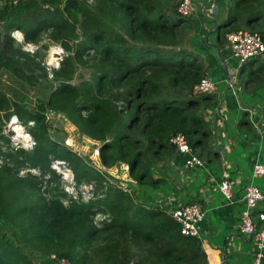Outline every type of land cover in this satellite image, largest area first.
I'll return each instance as SVG.
<instances>
[{
    "label": "trees",
    "instance_id": "16d2710c",
    "mask_svg": "<svg viewBox=\"0 0 264 264\" xmlns=\"http://www.w3.org/2000/svg\"><path fill=\"white\" fill-rule=\"evenodd\" d=\"M2 1L0 120L14 114L25 125L31 121L34 144L31 150L0 148V264H40L24 248L55 253L71 264L205 263L200 239L182 235L168 208L143 193L165 182L154 173L176 150L172 136L181 133L194 151L203 147L206 157L216 156L214 148L205 146L210 129L202 113L213 96L193 92L205 68L186 44L194 30L189 16L169 5L175 0ZM226 8L215 26L225 58L230 53L227 32L244 26L258 30L264 41V0H236ZM13 30L22 33L24 42L38 43L45 36L65 51L59 67L51 69L52 78L43 72L37 80L35 104L25 100V69L43 70L44 65L38 51L31 55L13 44ZM234 62L243 88L264 87V58ZM80 67L90 75L73 84ZM48 109L62 114L78 134L100 143L104 168L125 163L137 182L136 192L112 185L111 176L105 178L101 168L50 134ZM249 124L248 113L242 112L237 126ZM52 159L66 161L76 182L98 183L101 196L85 203L69 197L65 204V192L53 188L46 199L39 193L37 175H18L22 168H39L54 176ZM97 212L108 214L100 226L93 223ZM7 226L15 228L14 242L1 232Z\"/></svg>",
    "mask_w": 264,
    "mask_h": 264
},
{
    "label": "crops",
    "instance_id": "0c3cea01",
    "mask_svg": "<svg viewBox=\"0 0 264 264\" xmlns=\"http://www.w3.org/2000/svg\"><path fill=\"white\" fill-rule=\"evenodd\" d=\"M235 1L193 0L194 10L189 18L195 20L194 30L186 44L203 62L204 77L210 78L212 71L218 74L219 81L226 78L216 49L218 33L213 20H220L222 17L218 13L224 14L226 7L234 5ZM213 5H217V14L212 12ZM225 59L231 76L228 81L230 89L227 87L218 92L216 82L211 79L215 85L210 92L213 97L211 104L202 111L210 129L205 146L218 147L213 150L215 158L206 157L203 147L197 148L199 153L197 149L195 153L203 160V165L188 168L184 165L183 155L178 153L172 157L173 153L167 162L162 160L159 163V171L154 173V177L164 176L165 182L155 188L149 186L143 193H148L149 201L165 205L169 213L179 204L189 201L202 206L205 215L200 222L198 238L207 263L253 264L254 240L240 235L238 223L239 213L244 207L241 195L244 187L251 183L253 163L260 161L264 164V87L256 91L243 88L235 59L230 53ZM242 112H247L250 120L246 129L245 126H237ZM225 176L235 180L230 201L219 190Z\"/></svg>",
    "mask_w": 264,
    "mask_h": 264
},
{
    "label": "rangeland",
    "instance_id": "374dc122",
    "mask_svg": "<svg viewBox=\"0 0 264 264\" xmlns=\"http://www.w3.org/2000/svg\"><path fill=\"white\" fill-rule=\"evenodd\" d=\"M88 3H92L93 0H84ZM199 1V0H198ZM3 1H0V6H2ZM179 0L171 1L169 2V5L174 6L175 8L178 6ZM221 19V18H219ZM190 22L193 23L192 17H190ZM206 21H209L208 18H206ZM3 24L2 21H0V32L3 33L4 30L2 28ZM239 29H247L251 31H256V29H251L248 27H240ZM19 30H13L11 32V36L14 39V45L21 47L22 50L29 52V54H33V52L38 51L39 57L38 59H41L42 64L44 65L43 70L40 69H25L26 71V85L29 88L28 93L25 96V100L31 98L32 102L35 104L39 95L37 90V84H39V81H41L44 76L43 72L47 73V78H52L51 75V69L59 67V63L61 59L65 56V51H63L62 47L59 43H55L52 41H48V39L43 36L41 40L38 43L34 42H24L23 36L21 32H18ZM44 44L47 45V47H43ZM233 66L232 64L230 65ZM212 72V71H211ZM210 72V79L216 82V86L218 88V92L223 90L224 88L230 89L228 80L222 79L219 81L218 74L211 73ZM90 75V70L86 68L80 67L76 73L73 76L72 83L78 84L82 79L88 78ZM231 77V76H230ZM39 80V81H37ZM43 83V81H42ZM8 84V83H7ZM8 91V90H6ZM46 121L49 125V133L55 136L61 137V142L63 145L68 146L71 150L78 153L80 156H82L90 165H93L95 168H101L103 172H105L106 177L111 176L110 178H107L109 182L114 185L115 187H123L124 189H128L132 193H134L135 188H137V182L136 180L129 174L128 166L125 163H119L115 166L104 168L102 163L99 160V156L95 155V151L98 150L100 143L97 141H94L86 136H82L78 134L75 127L60 113L53 112L51 110H47L46 112ZM32 122L27 121L26 125L24 123H21L16 115H12L10 120L6 121L4 118H1L0 120V148L1 151H7V150H15L19 147H22L27 150H31L34 144V140L30 133L28 132V126H31ZM18 126V127H17ZM197 153H199V150H196ZM99 153V150H98ZM53 160V159H52ZM51 160V161H52ZM4 162L3 155H0V165H2ZM211 166H214L213 162H209ZM12 166V164H10ZM30 168H22L18 171V175L21 177H28L30 174L37 175L39 177V180H41L42 185L39 188V193L44 198H50L53 188H58L60 191H63L66 193V196L64 197V203H69V197L71 192L73 190V187L69 184H67L64 180H62L60 174H58L55 171L56 175H51L50 172H45L42 174L41 170L39 168H36V172L33 173L29 171ZM196 169V168H195ZM49 180V181H48ZM252 184L258 185L260 188L264 190V178L262 177H253L251 173V181ZM92 184L93 188L90 190L92 193L93 198H97V196H101V191L99 188V184L95 181H83V182H76L74 178V186L76 188H80L83 184ZM68 190V191H66ZM136 192V190H135ZM72 198V197H71ZM78 202H86V200L83 197V194L79 193V197L75 199ZM108 217L107 213L104 212H97L93 217V223L96 226H100L101 222ZM5 235L6 238L13 241V233L15 232V228L12 226L3 227V230L1 231ZM21 245V243H19ZM24 252H26L29 257L32 259L34 263H40V264H51L49 260L47 259L46 255L43 254H36L35 252L30 251L27 248H24Z\"/></svg>",
    "mask_w": 264,
    "mask_h": 264
},
{
    "label": "built area",
    "instance_id": "2783aa9c",
    "mask_svg": "<svg viewBox=\"0 0 264 264\" xmlns=\"http://www.w3.org/2000/svg\"><path fill=\"white\" fill-rule=\"evenodd\" d=\"M194 10L193 0H180L177 11L183 16H190ZM227 46L231 56L238 65L252 58H264V41L256 31L238 29L225 34ZM215 89L214 82L207 77H202L194 86L193 92L197 95L210 93ZM170 143L183 155L184 165L188 168L200 167L203 160L191 148L187 138L178 133L170 138ZM95 155L99 156L98 150ZM50 167L60 174L62 180L73 187L69 192L74 199L83 194L86 201L93 198V185L83 184L80 188L74 186V174L66 161L53 159ZM29 171L35 173L36 168ZM252 176L264 178V164L255 161L252 166ZM235 180L225 176L220 184L219 190L223 196L230 201L232 197V186ZM241 200L244 207L239 213L238 231L240 235L252 238L255 243V254L253 264H264V190L252 183L244 187ZM262 205V206H260ZM171 217L179 224L180 233L185 236L199 237L200 222L204 219L205 211L197 202L182 203L170 211ZM51 264H71L66 257H59L55 253L47 256ZM203 264H209L207 262Z\"/></svg>",
    "mask_w": 264,
    "mask_h": 264
},
{
    "label": "water",
    "instance_id": "95a60500",
    "mask_svg": "<svg viewBox=\"0 0 264 264\" xmlns=\"http://www.w3.org/2000/svg\"><path fill=\"white\" fill-rule=\"evenodd\" d=\"M212 12L214 13V14H217V5H213L212 6ZM213 23H217L216 22V20H213ZM216 49L218 50V56H219V61H220V63H221V65H222V67H223V69H224V72L226 73V79L228 80V81H230V74H229V65H228V63L226 62V59H225V57L223 56V54H222V52L220 51V49L216 46ZM218 149V147L217 146H215L214 147V150H217ZM179 152L176 150L175 152H174V154H173V156L172 157H175V155H177Z\"/></svg>",
    "mask_w": 264,
    "mask_h": 264
},
{
    "label": "bare ground",
    "instance_id": "6f19581e",
    "mask_svg": "<svg viewBox=\"0 0 264 264\" xmlns=\"http://www.w3.org/2000/svg\"><path fill=\"white\" fill-rule=\"evenodd\" d=\"M19 32V31H18ZM18 127V126H17Z\"/></svg>",
    "mask_w": 264,
    "mask_h": 264
}]
</instances>
